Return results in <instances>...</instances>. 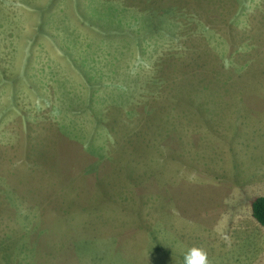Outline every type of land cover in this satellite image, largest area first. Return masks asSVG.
<instances>
[{
  "label": "rangeland",
  "instance_id": "374dc122",
  "mask_svg": "<svg viewBox=\"0 0 264 264\" xmlns=\"http://www.w3.org/2000/svg\"><path fill=\"white\" fill-rule=\"evenodd\" d=\"M264 0H0V264H264Z\"/></svg>",
  "mask_w": 264,
  "mask_h": 264
},
{
  "label": "clouds",
  "instance_id": "9594fccd",
  "mask_svg": "<svg viewBox=\"0 0 264 264\" xmlns=\"http://www.w3.org/2000/svg\"><path fill=\"white\" fill-rule=\"evenodd\" d=\"M183 264H210L208 252L202 247H191L183 256Z\"/></svg>",
  "mask_w": 264,
  "mask_h": 264
},
{
  "label": "trees",
  "instance_id": "16d2710c",
  "mask_svg": "<svg viewBox=\"0 0 264 264\" xmlns=\"http://www.w3.org/2000/svg\"><path fill=\"white\" fill-rule=\"evenodd\" d=\"M250 217L259 227L264 229V197H258L251 201Z\"/></svg>",
  "mask_w": 264,
  "mask_h": 264
}]
</instances>
